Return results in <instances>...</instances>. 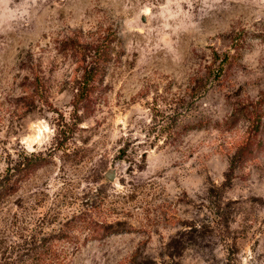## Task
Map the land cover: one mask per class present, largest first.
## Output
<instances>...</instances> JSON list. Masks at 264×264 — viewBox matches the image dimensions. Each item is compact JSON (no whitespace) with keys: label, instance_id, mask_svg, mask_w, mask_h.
I'll return each mask as SVG.
<instances>
[{"label":"rangeland","instance_id":"374dc122","mask_svg":"<svg viewBox=\"0 0 264 264\" xmlns=\"http://www.w3.org/2000/svg\"><path fill=\"white\" fill-rule=\"evenodd\" d=\"M7 174L0 264H264V0H0Z\"/></svg>","mask_w":264,"mask_h":264},{"label":"trees","instance_id":"16d2710c","mask_svg":"<svg viewBox=\"0 0 264 264\" xmlns=\"http://www.w3.org/2000/svg\"><path fill=\"white\" fill-rule=\"evenodd\" d=\"M95 70L96 69L93 68V69H91L89 71H86V79L85 80L88 81V82L90 81L89 83H92L95 80L94 79V76H95V73H96ZM93 85L94 84L84 86L83 89L80 88L79 89V93L76 95V98H77L76 101L80 103V102H83L84 100H86L87 98H89L88 94L90 92V87H92ZM125 152H126L125 149L121 150V154L122 155L126 154ZM37 158H38V156L35 153H33V156L31 157L30 160L33 162L34 160H37ZM8 180H9L8 174L4 175V176H2L0 178V193L5 192V190L7 188Z\"/></svg>","mask_w":264,"mask_h":264},{"label":"water","instance_id":"95a60500","mask_svg":"<svg viewBox=\"0 0 264 264\" xmlns=\"http://www.w3.org/2000/svg\"><path fill=\"white\" fill-rule=\"evenodd\" d=\"M106 176L107 178H109L111 181H114L115 180V177H116V172L113 169H109L107 172H106Z\"/></svg>","mask_w":264,"mask_h":264}]
</instances>
